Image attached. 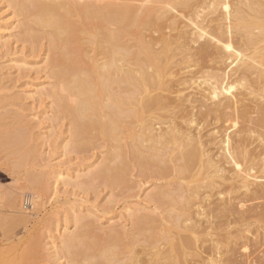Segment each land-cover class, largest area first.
I'll use <instances>...</instances> for the list:
<instances>
[{"label":"bare ground","instance_id":"6f19581e","mask_svg":"<svg viewBox=\"0 0 264 264\" xmlns=\"http://www.w3.org/2000/svg\"><path fill=\"white\" fill-rule=\"evenodd\" d=\"M6 1L8 29L19 28L31 46L49 43L45 67L54 81L38 92L51 98L53 119L69 118L64 147H105L88 180L116 186L132 165L166 179L147 194L152 210L128 211L129 227L112 226L73 250L79 231L62 225L52 252L79 254L81 264L263 258L264 0ZM78 50L86 62L75 60ZM27 139L13 141L17 166L38 149ZM52 174L53 188L84 183L79 171ZM13 179L28 188L38 175ZM13 188L0 183V202L12 199L26 222L29 213L17 206L21 187ZM68 208L79 230L89 225L80 203ZM19 245L0 254H36L41 246L35 239Z\"/></svg>","mask_w":264,"mask_h":264},{"label":"rangeland","instance_id":"374dc122","mask_svg":"<svg viewBox=\"0 0 264 264\" xmlns=\"http://www.w3.org/2000/svg\"><path fill=\"white\" fill-rule=\"evenodd\" d=\"M12 14L8 2L0 0V183L3 187H21L16 195L17 206L31 218L25 222L14 215L12 199L0 202V248L11 243H19L22 247L23 242L32 239L41 246L36 254H0V264H81L79 254L52 252L51 242L58 241L53 235L62 234L61 226L65 225L69 234L79 231L73 250L78 244L90 245L91 239L100 238L112 226L129 227L127 213L132 207L144 206L152 210L155 202L150 201L147 194L166 179L141 174L132 165L116 186L102 178L88 180L86 171H93L99 165L105 147L95 141L74 149L64 147L70 140L69 118L53 119L51 98L38 92L54 81L45 67L49 43L46 38L39 39L34 46L23 41L19 28H7L6 21ZM74 57L79 63L86 62L79 50ZM27 137L35 140L38 149L30 153L31 158L24 165L17 166L20 151L14 152L13 141L16 139V143L24 145L29 142ZM58 168L82 172L79 180L84 183L58 181L53 188L52 171ZM31 172L38 175L33 187L20 186L21 181L17 183L13 179L20 180ZM53 189L56 193L50 195ZM76 202L87 214L89 225L83 230L75 226L68 208ZM45 248V252L51 254H43ZM258 256L259 259L251 264L259 260L257 264L264 262V256Z\"/></svg>","mask_w":264,"mask_h":264}]
</instances>
